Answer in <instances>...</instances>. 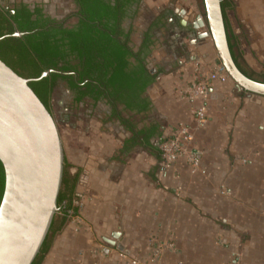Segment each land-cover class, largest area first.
<instances>
[{"label":"crops","instance_id":"1","mask_svg":"<svg viewBox=\"0 0 264 264\" xmlns=\"http://www.w3.org/2000/svg\"><path fill=\"white\" fill-rule=\"evenodd\" d=\"M180 40L188 46L189 60L177 55V66L154 68L162 71L149 87L150 101L164 140L179 124L190 129L198 168L193 171L184 158L165 165L156 147H148L146 163L133 162L122 176L116 166L113 183L84 167L77 193L85 222L76 240L84 248L86 239L92 244L98 237L109 248L102 246L104 256L119 243L127 264H264V97L248 95L229 79L215 81L207 120L197 128L185 90L194 62L209 66L216 55L211 44L196 39L189 46L190 40ZM73 214L78 213L69 211L67 218ZM65 231L69 237L70 226ZM117 232L119 238L113 237ZM64 247L53 250L60 254ZM113 259L112 264H121L122 259Z\"/></svg>","mask_w":264,"mask_h":264},{"label":"flooded vegetation","instance_id":"2","mask_svg":"<svg viewBox=\"0 0 264 264\" xmlns=\"http://www.w3.org/2000/svg\"><path fill=\"white\" fill-rule=\"evenodd\" d=\"M93 1L96 0H0V9L12 16L29 13L31 21H38L45 28H71L86 20L82 11ZM98 1L115 8L114 23L119 25V32L122 31L113 35L116 40L126 44L133 52L141 50V56L146 50L142 47L145 39L147 42L150 41L148 47L150 50L157 45L165 47L167 56L160 62L164 66L178 64L177 55L186 59L187 44H182L181 38L190 40L189 46L196 40V37L194 39L196 30L192 29L191 23L197 22L198 13L195 14L186 5L175 6L174 2L178 0L164 2L151 0L155 2V7H149L148 0ZM143 15L146 16L145 21L141 18ZM226 24L225 21V26ZM5 25L6 30L19 32L15 21L9 20ZM126 34H129L128 38L124 36ZM134 34L138 37L136 41L132 39ZM197 39L204 41L205 37H201L200 34ZM67 60H70L71 67L77 66L76 72L59 71L58 76L49 81L46 87L48 91L46 108L54 119L64 153L60 193L65 197L59 205L60 210L67 208V212L74 213L72 208L76 207L73 206V199L78 196L76 190L83 172L82 167H92L97 176L105 177L113 183L116 166L119 167V176H122L133 162L138 166L146 163L149 127L151 122L159 121L153 116L155 108L152 103L149 111L129 109L125 102L127 100L123 101L125 95L121 93L111 95L96 79L97 76L91 74L94 71L87 72V67L81 63L82 60L74 56ZM151 60L150 51L145 58L149 70ZM247 74L264 80V77L258 78L250 72ZM151 85L139 95L141 101L149 98L147 91ZM141 101L134 99L136 106H141ZM60 129L67 131L62 134ZM160 130L162 131V128ZM160 141L159 137H150V143L156 147V151L160 149Z\"/></svg>","mask_w":264,"mask_h":264},{"label":"water","instance_id":"3","mask_svg":"<svg viewBox=\"0 0 264 264\" xmlns=\"http://www.w3.org/2000/svg\"><path fill=\"white\" fill-rule=\"evenodd\" d=\"M202 4L207 31L201 37L213 45L216 61L237 87L248 95L264 97V81L248 77L234 61L221 0H202ZM22 35L6 34L0 40ZM53 72L48 69L37 78H24L0 59V162L4 170L0 264H31L60 210L63 146L51 113L29 86ZM116 247L123 251L121 244Z\"/></svg>","mask_w":264,"mask_h":264},{"label":"trees","instance_id":"4","mask_svg":"<svg viewBox=\"0 0 264 264\" xmlns=\"http://www.w3.org/2000/svg\"><path fill=\"white\" fill-rule=\"evenodd\" d=\"M229 3L221 0L224 18L225 9ZM87 7L82 11L86 20L80 21L79 24L71 28H45L38 21H31L29 13L12 16L9 12L0 9V37L13 33L11 29L6 30L7 25L5 24L9 20L15 21L17 31L25 33L18 38L8 36L0 40V59L24 78H37L48 69L54 71L38 81L29 83V86L46 107L47 84L58 76L59 71L74 70L76 72L77 66L71 67L70 60H67L74 56L76 59L82 60L81 63L87 67V72L94 71L91 74L97 76L96 79L109 90L111 95L120 93L125 95L123 101L127 100L125 102H127L129 109L149 111L151 108L150 99L144 98L141 101L139 95L155 81L156 75L162 71L158 69L157 73L151 74L146 67L145 58L151 51L148 49L150 41L147 42L145 39L142 47L146 50L142 56L141 50L133 52L126 44H121V41L113 37L116 35L115 33L119 32V25L114 23L116 22L114 7L105 5L104 2L98 0L93 1ZM17 17L21 19L18 20ZM226 28L234 61L245 75L253 78L238 62L239 55H234V48L237 45L236 36L231 33L228 24H226ZM124 36L128 38L129 34ZM79 75L81 76L80 72ZM107 75L109 76L107 77ZM135 98L141 101V106L135 105ZM148 133V147L152 150H155V147L150 143V137H159L161 138L160 145L164 143L165 140L162 137L158 122H151ZM157 152L158 158L162 157L161 150L159 149ZM3 188L4 170L0 162V200ZM64 197L61 193L59 194L58 205L64 200ZM66 209H61L59 220L53 219L49 234H47L39 253L31 264L42 262L52 244V235L62 229L67 219ZM72 210L74 213L77 212V208H72Z\"/></svg>","mask_w":264,"mask_h":264},{"label":"rangeland","instance_id":"5","mask_svg":"<svg viewBox=\"0 0 264 264\" xmlns=\"http://www.w3.org/2000/svg\"><path fill=\"white\" fill-rule=\"evenodd\" d=\"M149 7H155V2L148 0ZM161 2H164V0ZM229 6L225 9V21L227 22L231 33L236 36L237 45L235 47L236 53L240 56V63L243 66L244 70H248L250 74L257 76L258 78L264 77V0H230ZM175 6H185L189 9H192L195 14L198 13L200 16L197 19V22H192L191 27L192 29L196 30L194 35V39L201 33L207 30V26L204 19V9L202 1L200 0H178L174 2ZM143 21L146 20V16L141 17ZM143 24V23H142ZM140 25V24H139ZM132 39L136 41L138 37L134 34ZM199 42V41H198ZM202 46H208L209 44L206 41H200ZM206 43V44H205ZM160 44V43H159ZM205 44V45H204ZM188 47V46H186ZM213 49V45H212ZM214 52V50H213ZM152 60L149 63V68L154 69L159 63L162 61V58L167 55V51L165 47L161 45H157L151 50ZM192 56V55H191ZM244 56L251 62V65L246 62ZM216 57V56H215ZM188 58V57H187ZM195 59V58H194ZM193 59V60H194ZM192 61V59H190ZM188 61V60H187ZM196 62V61H195ZM247 71V72H248ZM152 94L151 88L148 89L147 95L150 98ZM153 116L157 117L156 111L154 109ZM61 133H65L67 129H60ZM61 138V137H60ZM161 148V146H160ZM150 160V157H149ZM87 167V166H86ZM90 168V167H88ZM84 169V167H82ZM83 173V172H82ZM81 173V177H82ZM81 182V181H80ZM77 191V190H76ZM94 195L90 192L89 198L91 199ZM74 204L73 206L77 208V215L69 216L62 229L58 230L57 232L52 235V244L48 252L44 255L42 262L40 264H49V260H51V264H112L113 257H117L118 259H122L121 264L124 263V248L123 251H119L117 248L109 251V255L104 256L101 252L102 246L106 247L104 242L101 239L93 235L92 237V244L87 243L88 239L85 240L84 246L88 244V247H84L76 238H81L83 235L81 233V225L85 222L84 218L81 216L82 202L79 201V195L77 198L73 199ZM73 211V210H72ZM117 211V210H116ZM118 214V212H116ZM61 216V210L57 212L54 216V219L59 220ZM88 222V221H87ZM89 231H93V227L91 223H87ZM84 225V224H83ZM70 226L69 237L68 235L65 237V229ZM68 233V232H67ZM104 232L101 231V234ZM49 234V233H48ZM51 236V235H50ZM70 241L67 248L64 247V243L66 241ZM87 241V242H86ZM58 246L64 247L62 253L57 254L54 252V247L57 248ZM84 252L82 251V249ZM109 250L108 247H106ZM60 248L59 250H61ZM81 251L79 252V250ZM166 249V247H165ZM94 251V253H93ZM136 263L135 260H132ZM154 264H159L156 261L153 262Z\"/></svg>","mask_w":264,"mask_h":264},{"label":"built area","instance_id":"6","mask_svg":"<svg viewBox=\"0 0 264 264\" xmlns=\"http://www.w3.org/2000/svg\"><path fill=\"white\" fill-rule=\"evenodd\" d=\"M227 79L228 76L218 61L209 66L203 65L200 61L194 62L193 75L186 87L185 96L191 103L190 113L194 117L197 128H201L207 120V101L213 83L215 81L225 83ZM192 140L193 134L190 129L184 124L177 125L160 145L165 165L184 158L195 171L199 166V161L195 153L191 151Z\"/></svg>","mask_w":264,"mask_h":264}]
</instances>
